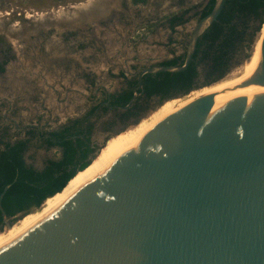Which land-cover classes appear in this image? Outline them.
I'll use <instances>...</instances> for the list:
<instances>
[{
    "label": "water",
    "instance_id": "95a60500",
    "mask_svg": "<svg viewBox=\"0 0 264 264\" xmlns=\"http://www.w3.org/2000/svg\"><path fill=\"white\" fill-rule=\"evenodd\" d=\"M227 2L217 0L194 27L184 65L144 70L142 93L145 75L189 68L199 39ZM100 6L80 12L74 24L95 25L110 10ZM252 86L258 87L228 94ZM142 93L126 107H107L127 111ZM10 187L0 196V235L17 223L2 205ZM0 264H264V38L262 62L251 79L197 99L161 121L0 250Z\"/></svg>",
    "mask_w": 264,
    "mask_h": 264
},
{
    "label": "rangeland",
    "instance_id": "374dc122",
    "mask_svg": "<svg viewBox=\"0 0 264 264\" xmlns=\"http://www.w3.org/2000/svg\"><path fill=\"white\" fill-rule=\"evenodd\" d=\"M85 1L87 0H0V32L8 33L15 40L21 39L20 54L28 52V59L24 55L20 64L16 62L18 67H12L17 71L15 74H20L19 71L44 73L43 77L36 78L39 81L37 87L41 89L42 97L50 95L51 99L47 110L41 104V97L31 104L34 108H29L31 105L21 109L0 108V132L4 131L12 140L19 137L18 133L24 137L27 127L29 139L34 128L52 131L71 119L85 115L101 99L99 91L111 93L123 89L126 78L121 76V71H127L128 77H133V65H152L183 55L198 23L195 16L209 0H148L146 5L139 6H135L132 0H110L112 10L96 21L95 25L83 22L78 25L73 22L63 30L62 24L55 21L58 14L64 11L69 13L73 6ZM173 16H183L188 23L173 31L170 26ZM12 30L17 34L13 35L15 32ZM258 37L259 35L256 42ZM27 41L28 44L25 43ZM256 48L257 46L252 54ZM68 59L73 61L71 69L63 65L64 60ZM245 63L246 61L233 69L221 84H230L239 77L246 70ZM23 64L28 65V70L21 67ZM31 64L34 65L31 67ZM135 77L137 74L133 79ZM205 87L211 86L203 85L195 91H201ZM189 96L176 99L186 100ZM158 101L159 99H154L147 105L146 111L141 114L144 116L140 119H147L168 105L179 106L183 102L171 101L161 107L164 102L159 105ZM23 102L24 100L19 103ZM51 112L53 114L50 118L48 113ZM118 115L119 113H114L110 118L114 119ZM123 125L114 124L111 130L117 134L132 128ZM31 144L28 163L38 170L44 168L50 157L59 156V152H49L36 141ZM19 222L20 220L16 224ZM7 230L6 228L3 233Z\"/></svg>",
    "mask_w": 264,
    "mask_h": 264
},
{
    "label": "trees",
    "instance_id": "16d2710c",
    "mask_svg": "<svg viewBox=\"0 0 264 264\" xmlns=\"http://www.w3.org/2000/svg\"><path fill=\"white\" fill-rule=\"evenodd\" d=\"M132 3L135 6L146 5L148 0H132ZM216 3L217 0H209L200 19L210 15ZM186 23L188 20L183 16H173L170 20L173 31ZM263 23L264 0H228L218 21L199 39L194 60L186 71L146 75L143 78V93L142 90H134L139 85V81L136 80L132 84L133 90L119 97L111 96V107L118 105L126 107L137 93H142L124 116L141 115L154 99H159V105L165 101H168L167 103L185 101L176 98L187 97L193 92L187 98L189 99L219 86L233 69L252 55ZM262 35L264 28L258 39ZM185 60L186 52L160 66H182ZM203 85L211 87L195 91ZM94 111L95 109L92 110ZM93 128L94 126L88 127L86 133L82 129V120H77L72 126L42 135L44 137L47 135L45 143L48 149H56L60 154L58 158L49 160L42 171L27 165L23 159L26 143L5 145V150L0 156V196L8 186H11L3 198L2 205L12 222L22 220L26 215L30 217L41 212L48 201L63 195L81 174L88 172L95 152L91 147ZM128 130L113 139L124 135ZM79 172L82 173L78 174ZM3 221L0 211V224Z\"/></svg>",
    "mask_w": 264,
    "mask_h": 264
},
{
    "label": "flooded vegetation",
    "instance_id": "af4514ba",
    "mask_svg": "<svg viewBox=\"0 0 264 264\" xmlns=\"http://www.w3.org/2000/svg\"><path fill=\"white\" fill-rule=\"evenodd\" d=\"M202 11L197 16H195L198 23H199V21L202 20V19H200ZM182 26H184V25H182ZM14 32L15 33L13 35L17 34L16 31H14ZM11 33H13V32H11ZM19 40H21V39L15 40L13 37L9 36L8 33L6 34V33L0 32V108H2L4 106L7 109H14V108L21 109L24 107H28V105H31L33 102H35V100L37 98L41 97V99H42L41 104L47 110L49 107V104L51 102L50 95H47L46 97L45 96L42 97L40 95L42 93V91H41V89L38 88L39 87V85H38L39 81L36 80V78L43 77L44 73H41V72H40L41 74L28 73V72L24 73L23 71L22 72L19 71L18 73H20V74H15V73H17V71L13 70L14 67H18V64H20V62L22 60L21 57H23L25 55V59H28V52L26 54H20L19 49H22V48L19 45V43H20ZM17 41H18V43H16ZM25 43L28 44V41ZM17 46H19V47H17ZM36 54L39 56L38 53H36ZM34 59H35L34 61L37 60L36 55L34 56ZM64 62H65V64H63L64 67L71 69V67L73 66L72 59L64 60ZM164 62H166V61L154 63L152 65H133L132 71H134V73H135L133 75V77L136 76V74H137V77H135L134 79H133V77H128L127 71H124V70L121 71V73H122L121 76L123 78H126L125 79L126 82L124 83L123 89L115 91V92H111V93L106 91V90L99 91L98 92L100 94L99 96H102V97L100 100H98V103H96V104L94 103V106L88 111V113H86L85 115H83L81 117H77L76 119H71V120L67 121L66 123L61 124V127H59L58 129H62L64 127L72 126L77 120H82V129H84V131L86 133H87L88 127L94 126L93 132L91 135V147L95 149V152H94V154H95L101 148V146L104 144V142L107 141L109 138H111V136L113 134H115V132H113L111 130L112 126H114V124L122 123V124H124L123 125L124 127L133 126L134 124H136L138 122L140 117L144 116V115L141 116V115H134L133 114L130 117H125L124 115L129 110L121 111V110L109 109L107 107V104H111V102H112L111 96L115 95V96L119 97V96L123 95L125 92L133 90L132 84L136 80H138V81L140 80V76L142 75L144 70L150 69L153 67H158ZM33 65L34 64H31V67ZM21 67H24L28 70V65L24 66V64H23ZM29 70H32V69H29ZM132 71H131V73H132ZM29 74H30V76H29ZM51 74L55 75L54 73H51ZM147 75H149V74H147ZM61 84L63 87V83H61ZM134 90L135 91L141 90L140 89V83H139L138 87L134 88ZM20 98H21V100H20ZM23 100H24L23 103H19L20 101H23ZM93 101H95V99ZM24 103H25V105H24ZM118 106H113V107L116 108ZM29 108H34V107L31 105ZM93 109H95L94 112H92ZM106 109H108V110H106ZM54 112H56V111H54ZM114 113H119V115L117 117H115L114 119L110 118V116ZM52 114H53L52 112H51V114L48 113V116L51 118ZM48 121H49V118L47 119V122ZM58 129H55V130H58ZM20 131H22V129ZM26 131H27V134H24V137H21L20 135H22V134L18 133L19 137L14 139V140H12L6 133H4V131L0 132V156L4 152L5 145L7 143H10L12 145H16L18 143H26L27 147L23 153V159L25 160L26 164L29 165V163H28V152L32 147V144H31L32 141H36L39 146L41 145L43 148H45L49 152H51L52 150L58 152V150H56V149H50L49 150L47 147V144L45 143V139H46L47 135H45V137L42 136V135L46 134L47 132H51V131H45L43 128H34L32 133H30L32 136L30 135L29 139H28V127L26 128ZM52 131H54V130H52ZM59 156H60V154H59ZM53 159H55V157L49 158V160H53ZM49 160H47L46 163L44 164V168H45V166ZM42 170H40V171H42ZM2 226H3V223L0 224V231L2 230Z\"/></svg>",
    "mask_w": 264,
    "mask_h": 264
},
{
    "label": "bare ground",
    "instance_id": "6f19581e",
    "mask_svg": "<svg viewBox=\"0 0 264 264\" xmlns=\"http://www.w3.org/2000/svg\"><path fill=\"white\" fill-rule=\"evenodd\" d=\"M99 3H101V6H100L101 10H103L104 5H107V11L109 9L112 10V7H111L112 2H110V0H87L84 3H80V4L73 6L71 10L69 11V13L65 11L60 12L58 16L56 17L57 20L55 21L58 23H61L62 29L63 28L65 29L67 26V23L72 24L74 17H77L80 14V12H84L93 7H97L99 6ZM102 13L104 12L100 11V14ZM44 18H45V15H43L42 19ZM44 22L47 24L46 21ZM263 38H264V35H262L258 39L257 48H256L255 53L251 55L252 58L250 59V61L245 63L246 70L244 69L241 75L237 77L234 81H232L230 84H226V85L221 84L219 86L211 88L209 91L202 92L196 96H192L189 99L183 101L179 106L168 105L164 108H161L158 111L154 112L148 119H145L144 121H142L139 125L129 129L124 135L118 138H115V139L112 138L113 140L110 141L108 145L103 149L101 155L90 165L88 172L86 174H81L80 177L70 186V188L63 195L48 201L44 205V208L41 212L37 214L33 213L34 215L30 217H25L18 224L14 225L12 229H9L7 230V232L2 233L0 235V250L4 249L8 245L16 241L18 238L26 234L30 229H32L40 221H42L43 219L51 215L60 205H62L65 201H67L72 195H74L82 187H84L86 184H88L89 182L94 180L96 177L101 175L122 153H124L133 144H135L137 141H139L144 136H146L148 133H150L161 121L168 118L172 114L176 113L180 109H183L184 107H186L191 102L197 99H200L212 93H217V92L225 91L228 89L237 88L243 85L244 83H246L249 79H251L262 62ZM255 87H258V86H252V87L245 88V89H239L237 91L230 92L228 94L244 92V91L250 90Z\"/></svg>",
    "mask_w": 264,
    "mask_h": 264
}]
</instances>
